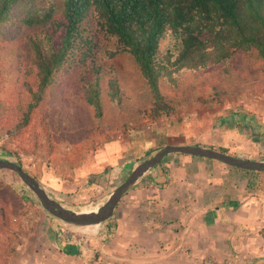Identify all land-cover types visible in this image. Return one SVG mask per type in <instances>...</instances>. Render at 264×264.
<instances>
[{
  "label": "rangeland",
  "instance_id": "obj_1",
  "mask_svg": "<svg viewBox=\"0 0 264 264\" xmlns=\"http://www.w3.org/2000/svg\"><path fill=\"white\" fill-rule=\"evenodd\" d=\"M172 45L170 39L165 40L161 54ZM17 64L23 65L20 61ZM114 64L125 97L120 111L112 113L117 106L104 95L106 116L97 117L93 107L84 103L77 76L64 73L49 91L52 111L44 110L34 119L32 125L39 126L37 130L31 127L23 141L12 143L0 129V160L19 164L53 199L75 212L104 206L138 165L153 152L154 156L170 146H161L160 132L168 134L173 144L196 146L197 142L203 145L199 147L222 150L225 140L234 143L235 138L242 137L239 144L246 147H240L241 159L264 161V60L255 50L239 52L227 63L207 69H172L174 82L164 76L161 93L166 97L177 94L180 97L176 102L181 103H174L175 110L170 115L159 117L135 111L148 102L151 93L134 61L123 55ZM17 69L14 62L0 65V108L6 105L17 111L19 104L28 100L25 73ZM213 81L219 87L217 91L209 86ZM187 91L190 97L183 101L181 94ZM114 115L127 120L112 122ZM43 124L47 130L40 129ZM184 124L191 129L189 132L182 127ZM249 125L253 127L252 134L245 130ZM188 133L193 135L191 139ZM107 150L111 151L109 160ZM0 182L8 187L3 198L12 226L0 230V264H80L71 258L76 244L101 249L113 232L103 224L79 228L55 218L9 170H0ZM9 197L17 202L16 207L9 203ZM14 234L15 242L11 240ZM13 244L16 249L9 254ZM79 253L86 256L88 251Z\"/></svg>",
  "mask_w": 264,
  "mask_h": 264
},
{
  "label": "trees",
  "instance_id": "obj_2",
  "mask_svg": "<svg viewBox=\"0 0 264 264\" xmlns=\"http://www.w3.org/2000/svg\"><path fill=\"white\" fill-rule=\"evenodd\" d=\"M167 39L173 45L162 55ZM252 50L264 60V0H0V65L14 62L17 72L25 73L28 92L17 111L2 105L0 129L12 143L23 141L31 127L37 130L34 119L52 111L49 91L64 73L77 76L84 103L97 117L106 116L104 95L117 106L112 113L120 111L125 97L114 62L123 55L150 88L148 102L135 111L170 115L180 96L161 93L164 76L174 82L173 70L207 69ZM209 86L219 88L215 81ZM190 94L183 92L180 99ZM121 119L114 115L110 121ZM45 124L40 129L47 130ZM256 174L264 187V172ZM7 188L0 182V230L12 227L3 198ZM9 203L17 206L10 197ZM15 249L10 246L9 254Z\"/></svg>",
  "mask_w": 264,
  "mask_h": 264
},
{
  "label": "crops",
  "instance_id": "obj_3",
  "mask_svg": "<svg viewBox=\"0 0 264 264\" xmlns=\"http://www.w3.org/2000/svg\"><path fill=\"white\" fill-rule=\"evenodd\" d=\"M182 127L191 130L185 124ZM245 130L253 133L250 125ZM163 134L160 132L158 139L161 146H182V142L173 144L170 136ZM235 139L234 143L225 140L224 150L205 148L241 158L240 147L246 146L239 144L242 137ZM110 152L107 150L108 160ZM173 155L147 172L124 195L113 216L103 223L113 232L101 249H85L81 242L71 249L76 263L264 264L261 176L211 159ZM83 249L88 251L86 256L79 255Z\"/></svg>",
  "mask_w": 264,
  "mask_h": 264
},
{
  "label": "water",
  "instance_id": "obj_4",
  "mask_svg": "<svg viewBox=\"0 0 264 264\" xmlns=\"http://www.w3.org/2000/svg\"><path fill=\"white\" fill-rule=\"evenodd\" d=\"M172 154H182L187 156L201 157L222 162L228 166L252 172H264V161L245 160L231 156L216 150L207 149L199 146H166L157 152L152 158L138 165L129 178L119 186L110 196L107 203L96 212L82 213L66 209L53 199L47 190L25 172L23 168L14 162L0 160V170L16 172L23 183L28 186L38 197L42 206L55 218L73 226L82 228L92 225H100L108 221L114 213L124 195L151 169L158 166L167 156Z\"/></svg>",
  "mask_w": 264,
  "mask_h": 264
},
{
  "label": "built area",
  "instance_id": "obj_5",
  "mask_svg": "<svg viewBox=\"0 0 264 264\" xmlns=\"http://www.w3.org/2000/svg\"><path fill=\"white\" fill-rule=\"evenodd\" d=\"M210 264H233L232 262H219V261H215V262H210Z\"/></svg>",
  "mask_w": 264,
  "mask_h": 264
},
{
  "label": "bare ground",
  "instance_id": "obj_6",
  "mask_svg": "<svg viewBox=\"0 0 264 264\" xmlns=\"http://www.w3.org/2000/svg\"><path fill=\"white\" fill-rule=\"evenodd\" d=\"M98 209L95 208V209H92V210H84L82 211V213H92V212H96Z\"/></svg>",
  "mask_w": 264,
  "mask_h": 264
}]
</instances>
